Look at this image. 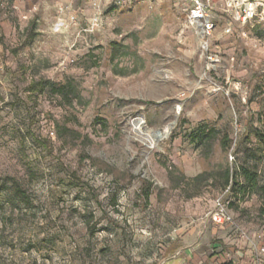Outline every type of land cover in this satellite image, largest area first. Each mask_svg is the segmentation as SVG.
<instances>
[{
	"label": "rangeland",
	"instance_id": "1",
	"mask_svg": "<svg viewBox=\"0 0 264 264\" xmlns=\"http://www.w3.org/2000/svg\"><path fill=\"white\" fill-rule=\"evenodd\" d=\"M209 1L211 72L174 0H0V264H264V20L226 32L224 0ZM201 126L218 135L194 141ZM168 167H229L238 185L188 198Z\"/></svg>",
	"mask_w": 264,
	"mask_h": 264
},
{
	"label": "built area",
	"instance_id": "2",
	"mask_svg": "<svg viewBox=\"0 0 264 264\" xmlns=\"http://www.w3.org/2000/svg\"><path fill=\"white\" fill-rule=\"evenodd\" d=\"M97 3L114 2L117 5L128 0H95ZM186 15L187 23L194 27L200 35L203 51L208 59V71L214 70L220 58L211 50L210 40L217 28V19L213 10L216 9L209 0H174ZM221 12L228 18L226 32H232L233 24L247 25L253 21L264 20V0H224ZM1 66V62H0ZM231 158H234L232 154ZM230 191V187L226 192ZM211 218L217 225L232 221V215L223 198L215 200Z\"/></svg>",
	"mask_w": 264,
	"mask_h": 264
},
{
	"label": "trees",
	"instance_id": "3",
	"mask_svg": "<svg viewBox=\"0 0 264 264\" xmlns=\"http://www.w3.org/2000/svg\"><path fill=\"white\" fill-rule=\"evenodd\" d=\"M114 58V57H113ZM49 88L50 92L57 97L67 101L69 104H72L74 99H80L81 96L76 93V87L73 83L69 82L63 85H55L51 82L46 81H34L32 82L31 89L34 91L45 92ZM218 135V131L215 128H207L206 126L199 127L198 131L194 133L193 140L201 138V141H209L215 138ZM222 144L224 147H230L232 144V139L228 134H225L222 137ZM169 173L172 178L178 179L177 184L187 192V197L191 198L202 193L200 184L202 181L211 180L213 183H219V186L223 189L230 187V191L236 185L238 181L235 178L234 171L227 167L222 171H211L203 172L196 175L193 178L186 177L185 175H177L175 173L174 167H168ZM241 175L244 177V185L240 187V190L243 188V192L246 190H254L259 182L257 171L252 170L250 167L242 165L239 167ZM264 189V187H262ZM3 187H0V191ZM235 189V188H234ZM15 193H17L23 199L25 198V192L22 186L17 182L14 184Z\"/></svg>",
	"mask_w": 264,
	"mask_h": 264
},
{
	"label": "bare ground",
	"instance_id": "4",
	"mask_svg": "<svg viewBox=\"0 0 264 264\" xmlns=\"http://www.w3.org/2000/svg\"><path fill=\"white\" fill-rule=\"evenodd\" d=\"M137 124H138V123H137ZM141 126H142L141 123H139V124H138V128H140ZM162 133H163V132H162ZM149 135H150V136H156V135H157V132H154V131L151 132V131H149Z\"/></svg>",
	"mask_w": 264,
	"mask_h": 264
},
{
	"label": "water",
	"instance_id": "5",
	"mask_svg": "<svg viewBox=\"0 0 264 264\" xmlns=\"http://www.w3.org/2000/svg\"><path fill=\"white\" fill-rule=\"evenodd\" d=\"M162 136V132L161 131H157V135H156V138H160Z\"/></svg>",
	"mask_w": 264,
	"mask_h": 264
}]
</instances>
